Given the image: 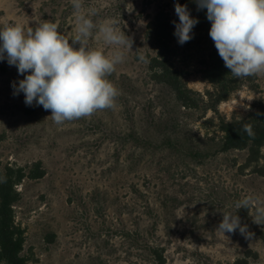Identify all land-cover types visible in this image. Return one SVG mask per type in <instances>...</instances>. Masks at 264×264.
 Here are the masks:
<instances>
[{
    "label": "rangeland",
    "instance_id": "obj_1",
    "mask_svg": "<svg viewBox=\"0 0 264 264\" xmlns=\"http://www.w3.org/2000/svg\"><path fill=\"white\" fill-rule=\"evenodd\" d=\"M183 1L82 0L85 11L95 9L94 23L113 18L133 41L107 77L119 92L115 108L88 117L57 125L50 110L13 94V82L24 76L0 61V173L38 162L46 172L18 186L15 216L25 232L28 264H155L157 248L167 264H236L249 250L258 254L250 264H264V242L256 234L264 225L251 216L264 206V176L241 170L247 151L219 152L220 124L248 118L264 102V74L212 108L216 89L201 71L216 47L211 27L193 16L199 21L193 38L178 43L173 24L172 42L198 107L184 108L168 87L155 83L149 24L159 11L178 23L175 4ZM73 11L71 0H0V28L52 21L73 44ZM97 31L88 45L108 53L112 48ZM247 196L259 205L236 214L252 235L216 233L223 212H235V202Z\"/></svg>",
    "mask_w": 264,
    "mask_h": 264
},
{
    "label": "clouds",
    "instance_id": "obj_2",
    "mask_svg": "<svg viewBox=\"0 0 264 264\" xmlns=\"http://www.w3.org/2000/svg\"><path fill=\"white\" fill-rule=\"evenodd\" d=\"M71 3L77 33L72 41L80 45L79 49L69 43L52 21H42L35 28L25 29L20 23L0 28V61L7 59L24 76L18 83L13 82V94L23 93L28 106L35 103L50 110L49 118L57 125L115 108L119 92L107 77L124 62L123 50L132 49L133 44L118 29L115 19L94 23L91 17L97 15L95 9L85 11L82 0ZM195 3L198 10H207L211 23L209 36L231 75L243 79L264 74V0H195ZM175 13L179 22L173 21L174 35L183 45L193 38L190 33L199 21L191 16L187 5L176 3ZM94 29H98L97 39H102L111 51L105 53L103 49L89 47ZM242 130L254 138L251 124H243ZM261 152L264 153V147ZM254 204L259 205V201L253 196L237 200L236 211L223 212L215 232L225 236L239 229L241 235L250 237L248 226L241 225L236 213L241 208L250 210ZM251 216L254 223L264 225V206H257Z\"/></svg>",
    "mask_w": 264,
    "mask_h": 264
},
{
    "label": "trees",
    "instance_id": "obj_3",
    "mask_svg": "<svg viewBox=\"0 0 264 264\" xmlns=\"http://www.w3.org/2000/svg\"><path fill=\"white\" fill-rule=\"evenodd\" d=\"M183 3L187 5L192 17H197L199 21L211 27L206 9L198 10L195 0L192 2L184 0ZM172 36L173 23L170 15L165 11H159L149 24L148 30V38L156 50V56L151 57L149 62L151 78L155 83L168 87L184 108L195 109L198 107L197 101L187 90L184 82L189 72L177 67L176 59L179 51L173 46ZM204 65L202 76L216 89L215 101L212 105L214 109L217 105L228 101L243 87L247 79L252 78L249 82L255 79V76L243 79L233 77L230 70L224 66V61L216 48L212 50L210 60ZM254 108L255 112L248 118L220 124L219 131L223 135L219 152L247 151V159L241 170L250 169L253 173L264 176V168L260 166L263 159L261 148L264 147V102H257ZM245 123L252 125L254 138L249 137L242 130ZM45 176L46 172L41 162L34 164L30 169L6 166L0 173V264H28L29 259L23 254L25 232L17 225L15 216V206L21 199L18 186L26 179L41 180ZM256 232L259 239L264 242V230ZM153 256L155 264H167L162 249H154ZM257 257V253L249 250L245 258L238 259L236 264H250L249 259Z\"/></svg>",
    "mask_w": 264,
    "mask_h": 264
}]
</instances>
